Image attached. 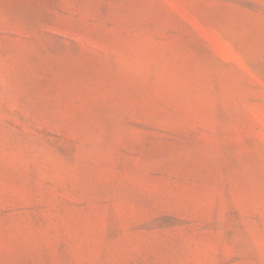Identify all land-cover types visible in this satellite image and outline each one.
Segmentation results:
<instances>
[{
    "label": "rangeland",
    "instance_id": "rangeland-1",
    "mask_svg": "<svg viewBox=\"0 0 264 264\" xmlns=\"http://www.w3.org/2000/svg\"><path fill=\"white\" fill-rule=\"evenodd\" d=\"M0 264H264V0H0Z\"/></svg>",
    "mask_w": 264,
    "mask_h": 264
}]
</instances>
